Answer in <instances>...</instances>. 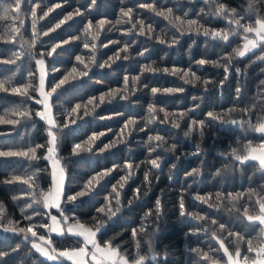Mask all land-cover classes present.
I'll list each match as a JSON object with an SVG mask.
<instances>
[{"label": "trees", "instance_id": "1", "mask_svg": "<svg viewBox=\"0 0 264 264\" xmlns=\"http://www.w3.org/2000/svg\"><path fill=\"white\" fill-rule=\"evenodd\" d=\"M13 4L14 0H0V16L10 10ZM57 4L60 7H54ZM220 4L225 5L229 13L217 15L216 10ZM252 4L255 11L250 14L247 11L249 0H96L95 6H92V0H21L19 13L9 12L7 19L0 20V58H11L13 52L20 50L23 40L32 39V7H36L40 33L53 27L70 12L75 13L79 9L82 13L80 16L74 15L71 21L48 36L41 35L33 51L39 58L40 53H46L53 43L76 38L58 49V54L46 57L48 76L45 91L50 90L51 85L74 66L76 55H82L85 63L89 62L90 56L95 57V64H90L89 77L66 86L50 100L53 116L60 128L58 155L65 170L67 194L80 190L84 182L102 169L113 165L121 168L106 178L94 199L84 198L76 203H63L65 214L70 219L78 217L86 227H92L95 209L103 204L104 194L127 172L123 169L124 162L129 161L134 165V175L121 193L122 210L99 234L97 242L102 247L105 242L110 241L122 254L134 257L137 249L132 231L143 227L149 235L139 237L142 254L150 255L147 251L150 238L153 249L159 253L155 261H147L146 264H212L213 260L216 264H224V252L216 239H213V233L217 239L224 241L225 247L233 255L239 247L245 255L254 256V253L247 252V240H253L255 245L264 238L260 236L258 225H248L242 217L245 208H248L249 214L258 212L255 201L260 195H264V172L258 169L255 162L240 165L228 154L232 147L242 152L243 146L249 142L253 146L264 143V136L251 129L245 131L236 125L221 124L219 119L212 120L207 116L211 111L218 118L245 119L253 123L264 118V85L261 84L264 81V62L256 59L260 54L259 50L255 55L249 53L243 58H235L229 78L223 86L219 82L224 79V69L213 66V62H223V57L234 54V50L244 42L242 28L236 29L235 25L229 23L230 19L243 17L241 24L248 26L254 25L257 18L264 17V0H252ZM142 5H151L156 11H167L170 8L172 12L165 19ZM50 7H54V10L47 17L39 19ZM121 9H131L130 16H122ZM233 9L234 13L231 12ZM177 17L180 19L177 20ZM102 18L106 20L104 29L98 39L93 41L91 34L85 33V25L91 20L92 31H96V22ZM20 20L26 21V24L21 26ZM141 20L144 22V35L139 34ZM190 20L197 22L192 26L195 30H189L187 21ZM13 27H21L17 43H4V39L10 38ZM178 28L181 31H177ZM204 28L239 31L241 34H232L229 41L224 42L205 37ZM157 37L164 39L165 43H159ZM173 38L178 42L169 46ZM85 43L89 46L96 43V50L85 49ZM125 45L128 46V51H120ZM146 48L147 52L144 51ZM118 51L121 58L114 63L109 61V57L115 58ZM142 52L143 55L140 54ZM124 56L128 59H123ZM202 58L209 63L199 66L197 61ZM106 61L111 66L100 69L98 65ZM149 65L152 71H142ZM78 67L83 69V65ZM53 68H59L60 71L53 72ZM164 69H168V72ZM174 69L179 70L178 75L170 74ZM29 71L35 73L34 78L28 76ZM183 71L195 73L200 79L195 84H185L180 79ZM125 76L129 78L127 86ZM9 77L13 85L30 84L32 99L0 92V115L14 109H27L30 116L8 117L19 119L21 122L18 125L0 124V150L46 144L47 127L35 115L39 105L35 102L38 94L34 59L26 56L19 65L0 64V79ZM133 77L139 79L133 82ZM204 81L211 83L206 85ZM153 87L161 90L182 87L184 91L153 97ZM113 90L117 91L115 99L106 100L92 115L78 120L75 125L63 127L65 119H71L69 113L75 103L82 104L80 115L83 116V104L89 98L96 97L99 103L100 94ZM122 95H127V99H120ZM150 104L157 110L155 113H148ZM161 108L165 111H159ZM232 109L235 111H230ZM165 112L172 115L168 117V122L161 123ZM180 113L186 115L180 118ZM152 115H155L156 120L148 123ZM130 118L135 123L125 128L126 121ZM172 120H179V129L172 127ZM193 120L204 121V125L193 126L191 135L185 137L183 133L189 129ZM101 132L105 135L96 141L93 152L72 155L75 143H83L92 133ZM155 135L164 137V140L150 141L149 138ZM119 139L124 142L109 151L99 153V148ZM173 144L176 145L173 151H164V148ZM197 145L201 149L199 154L196 151ZM37 154L40 159L32 162L31 166L24 159L0 158V205L3 206V211L0 212V254H3L0 255V264H61L43 260L31 248L30 243L36 238H32L30 234L29 239L25 240L23 234L5 232L3 226L8 225L9 221L17 228L36 225L34 230L38 237L43 235L49 240L51 249L69 250L80 246L78 238L58 237L48 234L47 227H39L41 224L47 225V214L42 202H33L32 189L18 182L3 183L13 175L27 178L35 172L38 186L36 192H48L49 166L47 160L43 159L46 148L38 149ZM157 156L161 158L160 167L152 169L149 160ZM192 169H199V176H188L187 173ZM217 172L221 174L216 175ZM145 173L149 175L148 183H145ZM137 188L141 190L140 196L129 205L128 201L132 200ZM217 193L221 194L220 199H217ZM229 193L234 196L239 193L243 195L231 200L228 198ZM195 195L211 197L209 203L213 207L209 208L207 204L194 200ZM181 196L184 197L186 211L198 213L205 220L181 217ZM157 199L161 201L158 217ZM50 212L60 215L58 211ZM29 216L32 217L31 220L26 219ZM212 220H216L217 224H212ZM219 224H224L225 229L221 230ZM197 229L206 231L192 235L191 231ZM230 232H237L244 239L238 242L235 236L229 235ZM191 249L208 253L211 260L201 261L200 256ZM63 264L69 263L63 261Z\"/></svg>", "mask_w": 264, "mask_h": 264}, {"label": "snow or ice", "instance_id": "2", "mask_svg": "<svg viewBox=\"0 0 264 264\" xmlns=\"http://www.w3.org/2000/svg\"><path fill=\"white\" fill-rule=\"evenodd\" d=\"M96 0H92V6H95ZM54 7H60L59 4L55 5ZM54 7L48 8L47 11L44 12L42 17H39V19H43L44 17H47L50 12L54 10ZM147 7L151 11H155L157 16L164 17L165 19H168L169 15L172 12V9H167V11L161 10L156 11L154 8H152L151 5L143 6ZM21 10V0H14V4L11 7L10 10H6L2 16H0V20H5L9 17V12L16 14L19 13ZM131 9H128L127 11H124L121 9L122 16H130ZM250 14L255 11L254 5L252 4V0H249V8L247 10ZM232 13L235 12V10H231ZM229 13V10L225 7V5L220 4L219 7L216 10L217 15H225ZM32 14V39L29 40H23L20 43V50L13 52L11 58H0V64L5 65H19L23 58L28 56L34 59L35 65H36V71L39 73V88L37 91L40 92V99H37L35 102L37 104L43 105V111H37L35 115L39 117L41 120H44L47 125V141L46 144H37L35 146H26V147H18V148H12L7 150H0V158H16V159H24L27 160L31 166L32 162H37L40 157L37 154L38 149H45L46 148V154L44 155L43 159L49 161V164L51 166V178H52V186L49 189L48 192L39 191L36 192V173L34 172L32 175L27 176V178L21 177L19 175H13L11 179H5L3 183L6 184H12L14 182H18L24 185H27L28 189H32V200L34 203H43V208L45 210H49L52 208L57 209V211L60 213L61 217L63 218L62 224L61 222L57 220L56 216H51V220L53 224H55V227H52L50 231L56 232L58 235H71L73 237L82 238L83 246L79 249L68 251H60L59 253H56L55 249H51V252L48 250V248L51 247V242L49 240H46L43 235H40L38 237L37 231L34 230L36 225L30 224L28 227H15L13 225L12 221L8 222V225L3 226L5 232H12L16 234H23L24 239L28 240L29 235H31L32 238H38L40 241H43V244L35 242V240L32 241V248L35 249L38 253H40L42 256L46 257L49 261H60L61 264H63V259L72 261V264H146L147 261H155L159 255L157 251H155L152 247L151 238L148 241V253L150 255L142 254L141 248L142 245L140 243L139 237L142 235H149V233L145 232L143 227L139 229H133L132 236L134 239H136V253L135 256H130L127 254H122L119 249L116 246H113L112 243L105 242L103 247L100 243H98V237L99 234L102 233V230H104L108 226V222L111 221L113 218H115L118 213L122 210V204H121V193L122 190L125 188L128 181L131 179L132 175H134L133 163L129 161H125L123 164V169H126L127 172L125 175H122L119 180L112 184L110 187V191L105 193L103 196V204L100 207H97L95 209V215L93 217L94 224L92 227H86L83 223L80 222L78 217H70L65 214V211L63 209V203H76L78 201L83 200L84 198H95V195L97 193V190L101 187L102 183L106 180L107 177H109L113 172L120 171L121 168L118 165H113L111 168L102 169L99 172L94 173L86 182L83 183L82 188L80 190L74 192L73 194H67L65 191V170L64 167L61 164V159L58 155V147L60 143V136L59 131L60 128L58 126L57 120L53 116V106L50 103L51 98L59 93L62 89H64L66 86L72 84L73 82L77 80H81L85 77H89L90 72V64H95V57L90 56L89 62L85 63V59L82 55H76L75 56V64L71 67L69 71H67L58 81H56L54 84L51 85L50 90L45 91L46 87V78L48 76V71L46 69V57H53L54 54H58V49H61L63 45H68L70 42H72L76 38H69L64 39L60 42L53 43L49 50H47L46 53H40L39 58H37L36 53L33 51V49L36 47L38 42L40 41V36H48L50 33L55 32L56 30L60 29L63 25H65L67 22L71 21L73 19V16H80L82 13L79 9L76 10L75 13H68L66 16H64L62 19H60L53 27L48 28L47 31H44L43 33H40L38 31V21H37V11L36 7H32L31 9ZM177 20L180 18L177 17ZM243 19V17L241 18ZM241 19H230L229 23L236 26V29L242 28L243 31V44L241 47L234 50V54H230L227 57H223L222 61L213 62L214 67H223L224 69V79L219 82L220 86H223V84L228 80L229 78V72L230 68L232 66V61L235 58H243L247 54L252 53L255 55L256 51L259 50V55L256 56V59L259 61L264 62V17L257 18L255 20L254 25L249 24L248 26H244L241 24ZM106 23L105 19H100L96 22V31H92L93 24L91 20H89L85 25V33L91 34V39L93 41H96L100 35V32L104 29V25ZM141 24L139 34L144 35L145 29L143 27V21H139ZM189 25V30H195L192 28V26L196 25L195 20L187 21ZM19 24L21 26H24L26 24V21L20 20ZM135 27V25H133ZM149 30H151V25H149ZM177 31H181V29H177ZM21 34V27H13L10 32V38L4 39V43H9L15 45L17 43L18 35ZM183 34V33H181ZM236 34L240 35L241 33L239 31H224V30H216V29H203V35L205 37H211L213 40H220L224 42H228L230 39V35ZM157 40L159 43L164 44L165 40L160 39L157 37ZM178 42L177 39L173 38L169 46H172ZM107 46V45H105ZM85 49H89L90 51H95L97 48L96 43H92L91 46L89 44H84ZM122 52L128 51V46L125 45L122 49H120ZM120 51H118L115 55V58L109 57V61L115 62L116 59H120ZM145 52L148 51L146 48L144 50ZM143 55L144 53H140ZM123 59H128L127 56H124ZM209 61L206 59H199L197 61V64L199 66H204ZM78 65H83V69L81 70ZM109 62L100 63L98 67L100 69H104L106 67H110ZM153 69L151 66H147L142 69V71H152ZM53 72L60 71L59 68H53ZM165 72H168V69H164ZM239 72V69H237ZM172 75H178L179 70H172L170 73ZM29 77H35V73L32 71L28 72ZM189 76H191V79H189ZM128 76L124 77L125 85L127 86L128 83ZM133 82L135 80L139 79V77H133ZM180 79L183 80L185 84H195L199 77L195 75V73H190V71H183V73L180 75ZM204 83L207 85L211 83V81H204ZM261 84L264 85V81H261ZM31 87L30 84H19V85H13L11 77L7 79H0V92L8 93L10 92L13 95L25 97L27 99H32V96L29 93V88ZM184 91V88L177 87V88H168V89H158L153 87L151 89V94L153 97L164 94V95H172V94H178L182 93ZM240 92V89H237V93ZM117 96V91L113 90L108 93H102L99 96V103H97L96 97L89 98L86 103L83 104V116L80 115V111L82 108V104L77 102L74 104V106L71 107L69 117L71 119L66 118L65 123L63 127H69L70 125H75L78 120L83 119L84 117L90 116L94 113V111L99 108L106 100L115 99ZM120 99L124 100L127 99V95H122L119 97ZM91 106V108L89 107ZM149 114L155 113L157 110L153 105H149L147 109ZM159 111L164 112L165 110L163 108L159 109ZM230 111H235V109H232ZM250 111V110H246ZM172 115L171 113L165 112V118L161 123L168 122V117ZM186 115V113H180V118H183V116ZM227 116V114H225ZM15 116L20 118H29L30 114L27 109H14L12 111L6 112L4 115H0V124H8V125H18L21 121L19 119H10L8 117ZM207 116L211 118L212 120L219 119V122L224 125H236L242 129H245L247 131L248 129H251L255 131L256 133L261 134V136H264V118L259 119L256 123H253L251 120H245V119H231V118H218L216 114L213 112H208ZM104 118H111V117H104ZM103 119V118H102ZM156 120L155 115H152L151 118L148 120V123H153ZM134 119H129L126 121L125 128L128 127L130 124H134ZM173 128H180L179 120H172L171 121ZM200 126L203 127L204 121H197L193 120L192 124L189 126V129L185 131L183 134L185 137H188L191 135V132L193 130V126ZM247 125V127H245ZM105 135L104 132H101L99 134L92 133L88 136V138L83 143H75L72 147V155H80L83 152H93L94 146L96 144V141L100 139L101 136ZM201 135L203 133L201 132ZM150 141H156V142H162L164 140V137L160 135H155L153 137L149 138ZM123 139L114 140L113 142L109 144H105L102 148H99V153H104L106 151H109L110 149L117 146L119 143H123ZM160 145L158 144L157 147ZM176 148V145L173 144L171 147L164 148V151L170 152L173 151ZM154 150V149H153ZM197 154L201 152V149L199 148V145L196 146ZM232 158H234L235 161H237L240 165H243L247 162H255L258 165V169L264 172V143H260L257 146H253L251 142L245 144L243 146V151H239L236 147L231 148V152L228 154ZM160 157L157 156L156 158L150 159L149 163L151 165L152 169H158L160 167ZM37 172L39 169L36 170ZM200 170L199 169H192L189 173H187L188 176H199ZM220 172H217L216 175H220ZM149 182V175L148 173H145V183ZM140 189L137 188L134 190L133 198L132 200L128 201V204L131 205L133 200L139 198L140 196ZM242 193L237 194L234 196L232 193L228 194V198L231 200L237 199V196H242ZM252 193H249V199H251ZM221 198V194L217 193V199ZM15 199V197H14ZM194 200L202 203L207 204L209 208H212L213 205L209 203V200L211 197H204L201 195H195L193 197ZM114 201V203H113ZM255 205H258V212L257 214H249L248 208L244 209L243 213V221H246L248 225H258L260 227V236L264 238V195H260L259 198L255 201ZM161 207V201L157 199L156 201V209H157V217L159 216V210ZM179 215L181 217H190L197 221H203L205 220V217L198 214L186 211V204L184 197L181 196L179 200ZM3 211V206L0 205V212ZM23 211V209H22ZM26 219L31 220L32 217H26ZM74 220L75 222H71ZM212 224H217L216 220H212ZM39 227H47V225L41 224ZM219 228L221 230L225 229L224 224H219ZM199 231H206L204 229H197L192 230L191 234L196 235ZM229 235L235 236L237 241H242L244 239L243 236H241L237 232H230ZM213 239H216L217 243L219 244L220 249L223 250L224 256L227 257V264H264V239H262L260 242L256 243L254 245L253 240L249 239L247 240V252L249 254H253L254 256L245 255L241 252L240 248L237 247L235 252V258L232 253L229 252V249L225 247V243L221 239H217L216 234L213 233ZM47 246V247H46ZM89 246H91V249L89 251ZM191 251L197 253L198 256H200L201 261H208L211 260V257L206 252H201L200 249H191ZM3 255V254H0ZM90 257V259H86ZM212 264H216V261H212Z\"/></svg>", "mask_w": 264, "mask_h": 264}, {"label": "rangeland", "instance_id": "3", "mask_svg": "<svg viewBox=\"0 0 264 264\" xmlns=\"http://www.w3.org/2000/svg\"><path fill=\"white\" fill-rule=\"evenodd\" d=\"M35 68H36V65H35ZM36 74H37V89H38V88H39V73L36 71ZM37 94H38V99H40V98H41V96H40V92L37 91ZM38 105H39V110H38V111H43V105H42V104H38ZM42 121L44 122L45 126L47 127L45 121H44V120H42ZM47 163H48V166H49V177H50V188H51V186H52L51 166H50V164H49V161H47ZM43 209H44V208H43ZM44 210H45V209H44ZM50 211H57V209L52 208V209H49V210H45V212H46V214H47V230H48V234H52V235H55V236H58V237L69 236V237H72V238H77V237H73V236H71V235H67V234L61 236V235H58L56 232H52V231H50V229H51L52 227H55V224H53V222H52V220H51V216H56V217H57V220L60 221V222H61V225L63 226V224H62V220H63V218L60 217V215H55V214L51 213ZM78 239L80 240V246L77 247V248H75V249H69L68 251L76 250V249H79L80 247L83 246L82 238H78ZM35 242L40 243V244H43V241H40L38 238L35 239ZM30 245H31V248H32V242L30 243ZM46 247H47V246H46ZM32 249H33V248H32ZM90 249H91V246H89V251H90ZM33 250H34L35 252H37L35 249H33ZM48 250L51 252V248H48ZM60 251H64V250H59V251L56 250V253H59ZM37 253H38V252H37ZM38 254H39V256H40L43 260L48 261V262H50V263H59V262H60V261H49L46 257L42 256L40 253H38ZM233 256H234V258H235V255H233ZM86 259H90V257H88V258H86ZM63 261L68 262L69 264H72V261H69V260H66V259H63ZM224 264H227V257H226V256H225V263H224Z\"/></svg>", "mask_w": 264, "mask_h": 264}]
</instances>
